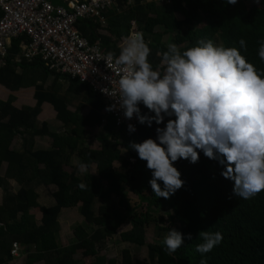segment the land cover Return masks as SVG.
<instances>
[{"label":"trees","instance_id":"trees-1","mask_svg":"<svg viewBox=\"0 0 264 264\" xmlns=\"http://www.w3.org/2000/svg\"><path fill=\"white\" fill-rule=\"evenodd\" d=\"M259 1L262 6L252 8H248L247 0H237L234 5L228 0H170L160 5L133 0V4L125 8L123 2H118L101 14L104 25L93 16L78 20L76 27L89 43H98L103 53L113 52L118 56V45L122 37L130 35L131 24H134L135 31L143 32L145 40L151 42L149 61L160 71L164 70V65L158 53L167 49L162 41L164 36L174 34L170 43H176L181 50L195 46L196 41L204 37L217 45L239 48L237 42L243 38L247 50L241 49V54L264 71V61L258 56L260 42L264 41V0ZM178 14L182 20L176 18ZM157 29L161 32H156ZM22 40L26 39L11 41L9 55L0 68V85L12 92L33 87L36 104L32 108L20 106L13 95L6 101L0 100V167L3 162L7 163L4 176L0 177L4 195L0 206V264L12 260L13 244L28 249L26 264H117L101 256L100 251L126 223L129 228L119 234L120 242L135 248L147 247L150 264H199L202 258L207 259V264H264V191L248 200L235 197L233 182L221 176L223 167L200 152L198 163L179 160L174 165L182 174L184 186L168 200L157 198L148 184L151 172L146 162L134 151L125 149L129 141L154 139L157 125L149 128L138 124L137 132L131 135L123 129L117 130L114 121L101 114L104 102L85 84L48 70L38 59L15 63L13 60ZM49 77H52L51 84L44 88ZM60 81L67 84L61 95ZM74 100L90 107L85 118L79 116L78 111L74 114L68 111L67 104ZM44 102L57 112L64 134L49 133L46 123L35 128ZM140 108L147 112L142 104ZM104 120L105 136L97 138L98 150L84 147V128L100 127ZM19 134L27 137L22 142L23 150L11 151L10 144ZM37 135L51 137V151H32L33 138ZM74 155L80 159L79 163L88 164V168L94 165L95 176L80 179L78 166L66 172L64 169L69 167ZM130 159L135 163L131 164ZM114 163L119 169H114ZM8 179L20 184L16 195L10 193ZM33 182L55 187L54 206L43 208L36 203L37 195L24 187ZM80 183H84L86 189H80ZM127 194L145 203L148 211L136 214ZM112 196L117 199L115 206L99 205L94 210L95 203ZM74 208L79 210L89 230L81 225L74 227V242L62 247L58 242L57 218L61 210ZM150 209L163 212L165 216L153 217ZM166 210L168 212H164ZM152 223L156 224L158 232L174 228L185 236L191 233L192 240L184 239L181 248L172 254L165 250L163 240L147 246L144 227ZM159 223L167 227L162 228ZM201 231L220 232L223 236L221 243L204 257L195 251L202 243ZM121 264H134L129 251H122Z\"/></svg>","mask_w":264,"mask_h":264},{"label":"clouds","instance_id":"clouds-1","mask_svg":"<svg viewBox=\"0 0 264 264\" xmlns=\"http://www.w3.org/2000/svg\"><path fill=\"white\" fill-rule=\"evenodd\" d=\"M228 3L234 5L237 0ZM122 40L119 55L109 52L108 56L128 71L118 80L116 102L105 111H122L125 120L135 118L149 128L157 125L154 139L129 141L125 148L146 162L152 193L170 199L185 184L174 165L179 160L196 164L200 152L223 167L221 176L233 182L235 197L248 200L264 191V71L241 54V49L247 50L246 40L237 42L239 48L217 45L207 37L185 50L169 43L158 53L163 71L149 61L151 42L143 32ZM258 56L264 61V41ZM141 104L147 112L141 111ZM161 124L164 126L159 127ZM126 131L131 135L137 129L128 123ZM78 168L86 173L88 164L81 162ZM78 187L87 186L80 183ZM199 236L202 243L195 251L202 257L223 240L220 232L201 231ZM184 239L192 240L191 233L185 236L173 228L162 243L172 254ZM199 264H207V259Z\"/></svg>","mask_w":264,"mask_h":264},{"label":"built area","instance_id":"built-area-1","mask_svg":"<svg viewBox=\"0 0 264 264\" xmlns=\"http://www.w3.org/2000/svg\"><path fill=\"white\" fill-rule=\"evenodd\" d=\"M62 1L65 6L53 4L50 0H0V68L4 66L9 55L11 41L25 38L19 45V52L13 60L15 63L38 59L48 70L85 84L101 98L106 108L116 102L119 94L118 80L121 75L127 74L128 69L117 65L114 58L103 53L98 43H89L77 29L76 23L94 16L104 25L101 16L103 12L115 7L118 2L131 5L133 0ZM142 1L156 5L170 2ZM134 32L136 31L130 34ZM121 43L123 47V40ZM104 112L114 121L117 130L123 129L127 132L128 123L138 128L135 118L131 121L125 120L122 111L106 112L104 109ZM129 162L134 164L135 160L130 159ZM16 250L17 244H13L10 253L12 257L16 255Z\"/></svg>","mask_w":264,"mask_h":264},{"label":"crops","instance_id":"crops-1","mask_svg":"<svg viewBox=\"0 0 264 264\" xmlns=\"http://www.w3.org/2000/svg\"><path fill=\"white\" fill-rule=\"evenodd\" d=\"M51 1V0H50ZM62 1V0H59ZM54 4V3H53ZM58 5V4H56ZM122 45L119 44L118 47ZM52 79V77H51ZM52 81V80H51ZM50 77L47 79V81L44 84V88H47L50 84ZM61 83H66L63 81H60ZM64 90L65 88H63L62 86V90H60L59 94H64ZM33 94H34V88L33 87H29V88H20L17 91H9L8 89H6L5 87H3L2 85H0V100L2 101H6L7 98L9 97V95H13L15 97V102L16 104L20 105V106H26V107H34L36 104V100L33 98ZM67 109L71 114H74L78 111L79 116H81L82 118H85L89 113H90V107L82 102H76L75 100L71 103L67 104ZM41 111L42 113L39 115V117L36 119L35 121V128L39 129L41 128V124L42 123H46L47 126V130L49 133L53 134V135H62L65 133V129H64V125L61 123V121L59 119H57L56 115L57 112L54 110L53 106L47 102H44L41 105ZM101 114L103 116H105V118L107 119V114L104 112V109L102 110ZM106 124V120H104L102 122V125L100 126V128L103 130V126ZM94 128H99V127H85L84 128V134L82 137L83 142L85 143L84 147H88L90 150H93L94 148L91 147L92 143H97V138H95V140H89V136H90V132H92L94 130ZM104 132V131H103ZM105 136V132L104 135ZM102 137V136H100ZM98 137V138H100ZM26 135L24 134V136H22L21 134H19L18 136H16L11 144H10V150L11 151H15V152H22L23 150V140L26 139ZM52 139L49 135H37L33 138V148L32 151H42V152H48L52 150ZM99 145V144H98ZM98 150V149H95ZM75 157H71V159L69 160V167H65V171L66 172H71L72 168H76L78 166V162L75 160ZM40 168H42L41 166H39ZM90 167H95L94 165L90 166ZM89 167V168H90ZM7 168V163L3 162L1 164L0 167V177H3L5 174ZM88 168V169H89ZM77 169V173L79 171V168ZM86 175H90V176H95V175H91V174H85L83 177H85ZM8 183L11 186V192L12 194L16 195L17 192L21 189L20 184H18L15 180L13 179H8L7 180ZM24 187H26L27 189L32 190L36 195H37V200L36 203L43 208H50L52 206H54V201L52 198V194L56 191L55 187H44V186H39L36 182L30 183L25 185ZM46 191L48 192L47 197L48 200L45 199L43 200V197L46 194ZM3 192L0 189V206L3 203ZM76 211L78 210L77 208H75ZM75 209H71L72 212H75ZM69 210V209H67ZM65 210H61L57 221L61 218L62 213ZM79 212V211H78ZM18 217H20V215H18ZM65 217H72L70 214H63V219ZM79 218V217H78ZM82 219V218H80ZM66 220V219H64ZM67 223L68 220H66ZM85 223V222H84ZM40 223H37V226H39ZM58 242L60 244V246L62 247H67L70 246L73 242H74V238L72 235V232L69 231L68 233H64L63 231L59 232V239ZM12 251V248H11ZM27 254H28V249L23 248L22 246L17 244V250H16V255L14 257H12V260L8 263V264H26V259H27ZM39 264H43V263H39Z\"/></svg>","mask_w":264,"mask_h":264},{"label":"rangeland","instance_id":"rangeland-1","mask_svg":"<svg viewBox=\"0 0 264 264\" xmlns=\"http://www.w3.org/2000/svg\"><path fill=\"white\" fill-rule=\"evenodd\" d=\"M51 2L54 4L65 6L63 1L51 0ZM247 5H248V8L261 7L262 6L260 4L259 0H247ZM125 6H128V5H124V8H125ZM176 18L178 20H182V18L180 17L179 14L176 15ZM132 31H135L134 24H131V32ZM156 32L160 33L161 30L157 29ZM173 37H174V34L164 36L162 41H163V43L168 45ZM120 47H122V45H120ZM51 80L52 79L50 77V81ZM62 86H63V88H66L67 84L62 83ZM89 134H90V136L88 139L89 140H95V138L103 136L104 132L99 127V128H94V130L92 132H90ZM91 147H93L94 148L93 150H95V149L99 148V145L97 143H92ZM120 151H121L122 155L125 156V151H123V149H121ZM72 157H75L76 158L75 160L78 163L80 162V159L76 155H74ZM113 167L115 170L119 169V165L117 163H114ZM86 173L91 174V175H95V167H90ZM86 173H82V172L78 171L77 175L80 179H82ZM47 194H48V192L46 191V194L43 197V200H45V199L48 200ZM127 197L129 199L130 206L133 209H135L136 214L140 215V214H144L145 212L148 211L146 209V204L145 203L141 204L135 196H133L131 194H127ZM116 203H117V199L114 196H112L110 199H107V200H103V201L99 200L98 204L95 203L94 210L96 211L97 206H99V205H106V206L114 205L115 206ZM64 210L65 211L62 213L61 218L58 220L60 231H63L64 233H68L69 231L72 232L73 228L78 226V225H81L85 229L89 230V228L84 223L85 222L84 219L80 216V214L78 212L79 210L76 211V209H75V212H72L71 209H69V210L64 209ZM164 212H168V210H166ZM149 213H151V215L153 217H158L160 214H162V216H165V213H163V212L158 213V212L153 211V209L151 211H149ZM63 214L64 215L70 214L72 216L70 218H68V217L64 218V219L68 220L69 223H67V221L63 219ZM80 218H82V219H80ZM126 224L124 225V227L122 229H120L118 231V233L115 236H113L111 239H109L105 242V244L101 248L102 250L100 251V255L104 256L107 260H114L117 264H121V253H122V251H129L131 254L132 262L134 264H150V261L148 258V248L147 247L135 248V247H132V246H129L127 244H123L120 242L119 234L123 231H127L129 228ZM159 225L162 226V228L167 227V224L161 225L159 223ZM144 229H145V232L147 233V235H145L147 238V241H146L147 246L148 245H156V244L160 243L161 240H163L165 235L167 234V232H164V231L158 232L156 229L155 223H152L151 225L144 227Z\"/></svg>","mask_w":264,"mask_h":264}]
</instances>
